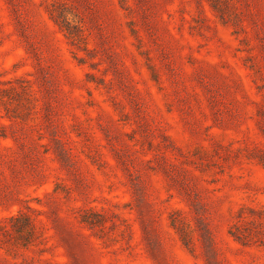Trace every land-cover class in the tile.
<instances>
[{
    "label": "rangeland",
    "instance_id": "1",
    "mask_svg": "<svg viewBox=\"0 0 264 264\" xmlns=\"http://www.w3.org/2000/svg\"><path fill=\"white\" fill-rule=\"evenodd\" d=\"M0 264H264V0H0Z\"/></svg>",
    "mask_w": 264,
    "mask_h": 264
}]
</instances>
